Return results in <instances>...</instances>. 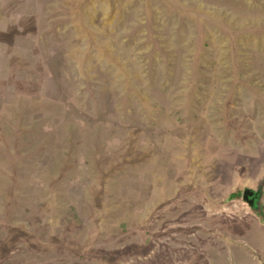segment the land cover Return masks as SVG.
I'll list each match as a JSON object with an SVG mask.
<instances>
[{
	"label": "rangeland",
	"instance_id": "374dc122",
	"mask_svg": "<svg viewBox=\"0 0 264 264\" xmlns=\"http://www.w3.org/2000/svg\"><path fill=\"white\" fill-rule=\"evenodd\" d=\"M0 1L45 66L39 86L0 80V264H252L238 243L247 189L264 212V0ZM56 54L75 81L59 96Z\"/></svg>",
	"mask_w": 264,
	"mask_h": 264
},
{
	"label": "water",
	"instance_id": "95a60500",
	"mask_svg": "<svg viewBox=\"0 0 264 264\" xmlns=\"http://www.w3.org/2000/svg\"><path fill=\"white\" fill-rule=\"evenodd\" d=\"M23 6L25 7V10H27L30 14H34L37 6L35 4V0H23L22 2ZM5 23V24H3ZM18 24L19 20L16 15H11L9 13V8L7 5H3L0 1V80L8 79L11 76H14L16 80L21 81L22 79L26 77H31L30 83L26 81H23L24 83L32 84L34 86H39L42 82V78L44 77L45 66L43 61L40 60L39 57H37L34 53V45L32 43V39L28 34L22 33L19 31L18 33ZM10 27H13L16 29V34L14 35V40L9 45L7 43L8 39L5 35V33H2L6 31L5 29H8ZM7 47H6V46ZM128 60H130L131 56L126 53L125 56ZM56 59V65L58 67V73L52 74L51 76L53 78H59L60 81H54L49 83L50 86V94L55 93L58 96L61 95L59 91L53 88V86H56L57 88L60 87H67L74 85V79L70 78V76L63 72L61 68L63 67V61L62 57L58 54L54 57ZM66 62V61H65ZM100 63L101 60H98ZM60 68V69H59ZM112 68H109L107 66H104L103 64H97L92 67H90L87 71V74L91 75L93 80L100 81L103 85V96L105 100L108 102L107 107L111 105L112 102V96H113V89L112 85L110 84L111 81H106L112 74ZM43 72V73H42ZM42 74V75H41ZM62 74V75H58ZM14 91V88L11 86V92ZM61 91V90H60ZM10 98L9 96H6ZM3 99L0 96V105L3 102ZM72 118L74 119H84L82 122L85 124H89V126H93L95 124V121L84 115L79 110H73L72 112ZM101 117L103 119L112 121L114 119V112L111 108L106 109V111L102 112ZM98 120V119H97ZM114 125H111L109 127V134H112L117 138V144H121L123 142V139L126 137L125 128L120 124V121L115 118L113 120ZM168 127V126H167ZM165 127V129L167 128ZM168 130V129H167ZM113 144L110 146L112 148ZM79 185V184H78ZM74 189L72 186L71 192ZM82 186L79 187V192L81 193ZM254 193L251 191V189H247L244 193L243 199L247 202H251V198L253 197Z\"/></svg>",
	"mask_w": 264,
	"mask_h": 264
},
{
	"label": "crops",
	"instance_id": "0c3cea01",
	"mask_svg": "<svg viewBox=\"0 0 264 264\" xmlns=\"http://www.w3.org/2000/svg\"><path fill=\"white\" fill-rule=\"evenodd\" d=\"M251 191H253L254 195L253 197H251V202H248L249 207H251V210H248V213H251V223L254 224V230H251V233L248 236V241L246 242L245 240L241 241L238 243L239 248L243 249V250H247L251 249V254L249 253H245L244 255H248L249 259H251V263L252 264H260V260L258 258V253L259 251H263L264 252V241H262L263 244H261L260 239L258 240V235H263V231H264V212L261 213L260 210L257 211V208H259L260 206H257V196L258 193L255 192L254 190L251 189ZM263 211V210H262ZM258 233V234H257ZM257 234V235H256ZM264 254V253H263Z\"/></svg>",
	"mask_w": 264,
	"mask_h": 264
}]
</instances>
